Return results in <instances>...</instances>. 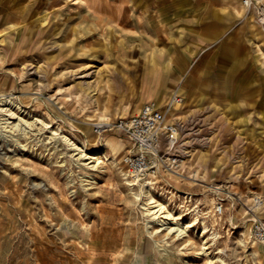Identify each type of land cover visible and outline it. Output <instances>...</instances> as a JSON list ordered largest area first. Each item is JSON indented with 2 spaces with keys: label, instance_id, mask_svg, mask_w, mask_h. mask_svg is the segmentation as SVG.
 Here are the masks:
<instances>
[{
  "label": "rangeland",
  "instance_id": "1",
  "mask_svg": "<svg viewBox=\"0 0 264 264\" xmlns=\"http://www.w3.org/2000/svg\"><path fill=\"white\" fill-rule=\"evenodd\" d=\"M149 1L0 0V264H264L253 237L264 220V25L254 15L251 117L191 96L172 109L189 156L151 193L182 224L200 220L187 235L149 224L141 183L125 174L128 142L95 132L107 116L138 113L147 72L179 50L182 13L143 10ZM19 120L23 133L11 129ZM109 137L122 138L120 159L107 150L93 166L75 150ZM214 187L234 203L224 216Z\"/></svg>",
  "mask_w": 264,
  "mask_h": 264
},
{
  "label": "crops",
  "instance_id": "2",
  "mask_svg": "<svg viewBox=\"0 0 264 264\" xmlns=\"http://www.w3.org/2000/svg\"><path fill=\"white\" fill-rule=\"evenodd\" d=\"M145 9H176L182 17L175 41L179 52L166 57L159 70L147 72L139 91L141 104L155 101L167 106L174 95L193 96V101L200 97L207 104L229 108L237 118L251 117V109L260 103L251 93L261 68L258 29L253 20L242 19V0H150Z\"/></svg>",
  "mask_w": 264,
  "mask_h": 264
},
{
  "label": "built area",
  "instance_id": "3",
  "mask_svg": "<svg viewBox=\"0 0 264 264\" xmlns=\"http://www.w3.org/2000/svg\"><path fill=\"white\" fill-rule=\"evenodd\" d=\"M243 5L245 17L254 15L264 25V0H243ZM182 101V97L174 95L166 107L152 101L145 103L138 113L94 124L99 135L116 130L128 142L123 165L127 178L133 183L148 184L154 190L161 178L179 174L185 165L189 155L183 144V125L171 115L173 106ZM214 191L217 196L214 214L224 216L228 201L232 206L234 203L229 196L221 195L225 193L220 187H214ZM262 204L261 198L255 199L256 206ZM253 237L264 245V220L261 218L254 219Z\"/></svg>",
  "mask_w": 264,
  "mask_h": 264
},
{
  "label": "bare ground",
  "instance_id": "4",
  "mask_svg": "<svg viewBox=\"0 0 264 264\" xmlns=\"http://www.w3.org/2000/svg\"><path fill=\"white\" fill-rule=\"evenodd\" d=\"M240 1V0H238ZM236 3V2H235ZM239 6V5H238ZM246 10V8L243 6V12L244 13ZM248 19V18H247ZM252 20V19H250ZM252 23V22H251ZM264 27V26H263ZM254 29V28H253ZM256 29V28H255ZM261 32V31H260ZM263 33V32H262ZM250 38V37H249ZM260 39V38H259ZM161 42V41H160ZM166 42V41H165ZM164 42V43H165ZM172 61V60H171ZM178 73V72H177ZM155 74V73H154ZM160 74V73H159ZM162 76V75H161ZM157 80V79H156ZM141 82V81H140ZM181 84V83H180ZM195 96V95H194ZM151 98V96H150ZM193 98V96H192ZM192 98H189L187 101L188 103H190L192 100ZM154 99V98H153ZM6 100V99H4ZM148 100V99H147ZM185 100V99H184ZM2 101V100H0ZM157 103V102H156ZM144 104V103H143ZM183 104V101L181 104H179L180 106ZM186 104V103H185ZM187 106V105H186ZM178 108V107H177ZM2 109V108H1ZM140 109V108H139ZM173 109V108H172ZM181 109V108H180ZM8 110V109H7ZM11 110V109H9ZM173 111V110H172ZM172 111H171V114H172ZM11 116H16V112L14 111H11L10 113ZM1 119V118H0ZM107 121H113V119L109 116H107ZM5 123H9L8 126L10 125V123H13V122H5ZM4 125V124H3ZM4 128H7V126H3ZM11 129L13 130H18L19 132H22L23 131L25 132V127L23 126V123L21 122V120H19V122H16L14 124L11 125ZM119 136V135H118ZM122 138L117 141L115 140L114 138L112 137H109L106 139V142L104 143V145L102 146V149L101 150H97V151H90V150H86V149H81L79 147L75 148V150H78L79 152L77 154H80V157L81 159H84V160H89V163H93V166L96 165V163H99L100 162V159H101V156L100 154L102 153H106L107 150H111L115 156L116 159H120V155L122 154V151H123V144H122ZM11 142V141H10ZM15 144V143H14ZM194 154L196 152H193ZM198 154V162L202 163L204 166H208L209 165V159H208V156L206 155V153L204 154V151H202L201 153H197ZM194 158V155L193 157ZM187 162V161H186ZM185 162V164H186ZM197 162V161H196ZM190 165V164H189ZM211 168V167H210ZM212 169H215V167H212ZM197 172V171H196ZM135 184L130 182L129 183V186L133 187ZM140 188H139V191L140 193H136L134 192L135 194V197L137 199H140L142 200V208L145 210V214L147 216H150L151 219H150V225L154 224V223H162V224H169L167 226V229L170 230V232L172 233H177V235L179 237H183L184 235H187L190 228L193 227L194 225H196L198 223V221H200L198 218H196L195 221L193 222H190L188 223L187 225L186 224H182L179 219H181L182 217L181 216H178L176 217L175 215H173L172 213L169 212L166 204H163L162 202H159L158 200H156L151 191H152V188L147 186L148 184H140ZM172 186V185H171ZM133 189V188H132ZM142 198H147L146 201H144V199ZM167 211V213H166ZM162 213H165V215H161ZM163 218V220L161 219ZM167 220V221H165ZM256 242H258L259 244H261L263 246L262 243H260L259 241H257L256 239H254Z\"/></svg>",
  "mask_w": 264,
  "mask_h": 264
}]
</instances>
